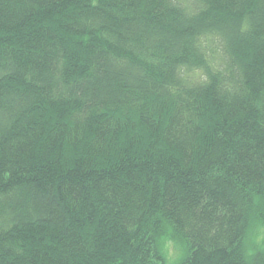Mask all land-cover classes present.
Returning <instances> with one entry per match:
<instances>
[{"label": "trees", "instance_id": "16d2710c", "mask_svg": "<svg viewBox=\"0 0 264 264\" xmlns=\"http://www.w3.org/2000/svg\"><path fill=\"white\" fill-rule=\"evenodd\" d=\"M264 0H0V264H264Z\"/></svg>", "mask_w": 264, "mask_h": 264}, {"label": "rangeland", "instance_id": "374dc122", "mask_svg": "<svg viewBox=\"0 0 264 264\" xmlns=\"http://www.w3.org/2000/svg\"><path fill=\"white\" fill-rule=\"evenodd\" d=\"M166 264H177L185 252L183 241L169 227L165 226L157 239ZM264 246V215H255L246 235L245 248L249 254H255Z\"/></svg>", "mask_w": 264, "mask_h": 264}]
</instances>
